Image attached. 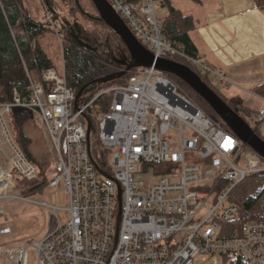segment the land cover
I'll list each match as a JSON object with an SVG mask.
<instances>
[{
    "label": "built area",
    "instance_id": "obj_1",
    "mask_svg": "<svg viewBox=\"0 0 264 264\" xmlns=\"http://www.w3.org/2000/svg\"><path fill=\"white\" fill-rule=\"evenodd\" d=\"M109 2L156 57L177 56L209 80L232 83L225 71L164 34L158 0ZM47 14L57 28L61 20ZM128 72L80 100L87 90L67 83L65 62L61 73L55 66L36 77L28 70L29 93L15 89L11 101L0 103V203L31 201L13 193L22 181L34 189L42 184L38 162L15 138V106L43 126L55 165L46 185L64 183L68 195L65 207L52 206L53 230L41 240L0 246V264H235L236 257L264 264V220L246 221L240 233L227 226L240 214L234 188L264 171V157L221 117L209 116L164 69ZM252 119L264 136V106ZM147 175L158 178L150 182Z\"/></svg>",
    "mask_w": 264,
    "mask_h": 264
},
{
    "label": "trees",
    "instance_id": "obj_2",
    "mask_svg": "<svg viewBox=\"0 0 264 264\" xmlns=\"http://www.w3.org/2000/svg\"><path fill=\"white\" fill-rule=\"evenodd\" d=\"M23 1L24 0H0V103L11 101L15 89L22 95L29 93L30 81L28 70H33L39 74L41 71L54 66L53 59L40 41V38L49 29V24H51V22L50 20H45L39 21L38 23L36 22L37 24H32V18L30 16H25ZM49 1L52 7V0ZM125 1L139 4L143 0ZM158 2L161 6L168 8V13L163 18L164 34L171 41L182 45L188 53L198 55L197 47L191 37V31L196 27V21L193 15L183 13L176 9L171 0H158ZM254 3L257 7H264V0H254ZM51 7L45 6V9L48 11L50 10L52 17L54 14V20H61L62 35L67 39V41L65 40L66 43L64 42L63 44V56L66 79L70 86L76 87L79 90L85 87L87 91H96L102 86L125 78L130 74V72H127L126 74L119 75V73L126 68L127 64L122 65L114 61L112 57L106 53V50L100 48L104 43L106 46V44L110 45L112 40V44L118 40L124 45L129 61L132 60L130 51L124 40L103 20H101V22L103 21L102 24L106 27L107 34H104L105 32L99 33L98 31L94 33L82 24L69 21V19L58 18L55 9ZM74 8H76L75 10L77 11L83 10V7H81L78 1L77 6H74ZM99 15V12H97V16ZM21 19L27 24L26 31L23 34H14L13 28L19 24ZM94 22H100V19H96ZM95 28L97 29V26ZM71 30L78 35V38ZM80 39L91 45V47L83 45ZM94 47L97 49H94ZM171 58L188 65L185 60L177 56ZM137 67L138 66L133 67L132 69ZM190 68L198 73L194 67L190 66ZM166 72L180 84L183 92L196 101L209 116L220 118L215 109L190 84L174 73ZM198 74L214 89L206 76L200 73ZM104 77H108V79L100 80ZM216 92L244 120L247 121L243 114H246L250 118L252 117L254 111L244 104L242 97L233 96L230 100H226L223 95L218 91ZM254 92L264 95V84L258 86ZM30 115L31 112L28 109L15 106L12 110L10 122L17 142L27 155L35 160L29 151L30 138L25 132V123ZM247 123L258 136L264 139V136L260 133L257 126H255L253 119L252 121H247ZM38 164L40 166V174L43 176L41 182V187H43L48 183V179L50 178L40 162H38ZM32 185L33 183L22 181L20 189L26 193V190H29L28 188ZM232 197L239 205L240 214L235 221L227 223L228 228L236 227L239 229L240 233L246 221L252 219L264 220V171L247 176L234 188ZM234 261L235 264H242L239 257H236Z\"/></svg>",
    "mask_w": 264,
    "mask_h": 264
},
{
    "label": "rangeland",
    "instance_id": "obj_3",
    "mask_svg": "<svg viewBox=\"0 0 264 264\" xmlns=\"http://www.w3.org/2000/svg\"><path fill=\"white\" fill-rule=\"evenodd\" d=\"M77 1L81 4L83 10H75L76 8H74V6H77ZM23 6L25 16H30L32 18V24L49 20V14H47L48 10L45 9V6H47L45 0H24ZM51 8L55 9L58 18L69 19V21L82 24L94 33L98 31L99 33L105 32L104 34H107V29L102 24L103 21L101 22L100 15L97 16L98 11L92 0H52ZM167 11V7L161 6L160 4L156 5V12L160 18H164L167 15ZM53 18L54 14L52 19ZM96 19H100V22H94ZM96 26L97 29L95 28ZM26 27L27 24L21 19L19 24L13 28V32L14 34H23L26 31ZM58 32L61 33L59 34ZM62 34V22H60L57 28L54 24H49V29L40 38L42 45L53 59L55 68L60 73L64 67L63 44L65 40L67 41ZM112 43L113 40L110 45L106 44L105 46V43H102L103 46H100V48L106 50V53L109 54L114 61L122 65L128 64L130 61L124 45L118 40H116L114 44ZM148 49L152 50V47L149 46ZM33 76L36 77L37 72L33 71ZM210 83L226 100H230L233 95L239 93V95L244 97V104L250 109H253V111L264 106V100L260 98V96H256L254 90H248L246 87H244L245 89L237 88L233 81L228 85H222L216 83L214 79H210ZM93 93L94 90L86 91L80 97V100ZM243 116L247 121H252V117L250 118L246 114H243ZM25 132L30 138L29 151L31 155L35 160L40 162L50 178L51 175L55 174L52 144L43 126L32 114L26 120ZM96 134L97 127L94 123L91 133L93 141L97 137ZM262 162L264 164V159ZM157 178L158 175L145 176V179L150 182H155ZM28 189L26 193L22 189H17L13 191V193L21 196H28L31 201L14 199L0 203V207L5 211L4 215H0V229L5 226H9L12 229V232L9 234H0V246H5L9 243L22 244L25 242H33L34 240H41L48 235L56 225V216L52 206L63 208L67 204L68 195L65 191L64 183L56 187L45 185L38 189H34L33 186ZM43 202H46L47 205H42ZM58 215L63 222L68 220V216L63 209H58Z\"/></svg>",
    "mask_w": 264,
    "mask_h": 264
},
{
    "label": "crops",
    "instance_id": "obj_4",
    "mask_svg": "<svg viewBox=\"0 0 264 264\" xmlns=\"http://www.w3.org/2000/svg\"><path fill=\"white\" fill-rule=\"evenodd\" d=\"M171 2L195 18L191 37L211 67L225 71L237 88L255 90L264 84V7L254 0Z\"/></svg>",
    "mask_w": 264,
    "mask_h": 264
},
{
    "label": "water",
    "instance_id": "obj_5",
    "mask_svg": "<svg viewBox=\"0 0 264 264\" xmlns=\"http://www.w3.org/2000/svg\"><path fill=\"white\" fill-rule=\"evenodd\" d=\"M92 2L100 14V19L124 40L130 51L132 60L127 64L126 68L119 73V75L125 74L136 66H155L157 68L164 69L165 71L174 73L197 90V92L207 100V102L215 109L219 116L242 141L250 145L264 157V140L254 132L247 121L244 120L231 106H229V104L213 88H211L197 72H195L188 65L176 60L156 57L136 38L130 27L118 14L109 0H92ZM45 3L49 6V8L51 7L49 0H45ZM75 36L78 38L77 34H75ZM80 41L86 47H91V45L85 43L81 39ZM94 49L97 48L94 47ZM107 79L108 77H104L100 80ZM84 89L85 87L81 89L80 93H82Z\"/></svg>",
    "mask_w": 264,
    "mask_h": 264
},
{
    "label": "flooded vegetation",
    "instance_id": "obj_6",
    "mask_svg": "<svg viewBox=\"0 0 264 264\" xmlns=\"http://www.w3.org/2000/svg\"><path fill=\"white\" fill-rule=\"evenodd\" d=\"M72 31V33L74 34V31L73 30H71Z\"/></svg>",
    "mask_w": 264,
    "mask_h": 264
}]
</instances>
